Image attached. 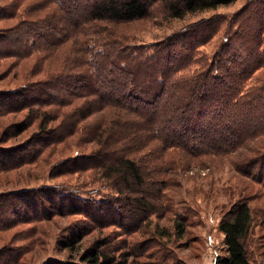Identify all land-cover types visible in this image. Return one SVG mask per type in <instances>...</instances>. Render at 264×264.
Segmentation results:
<instances>
[{"label": "trees", "instance_id": "obj_1", "mask_svg": "<svg viewBox=\"0 0 264 264\" xmlns=\"http://www.w3.org/2000/svg\"><path fill=\"white\" fill-rule=\"evenodd\" d=\"M237 1L0 0V67L17 86L0 92V182L17 186L0 193V241L35 235L43 242L57 216H81L85 225L70 221L58 240L68 261L43 264H134L147 250L123 238L173 208L166 198L171 171L190 170L194 159L249 150L233 164L264 187V147L251 146L264 136V0L236 14L243 18L230 30L238 29L211 59L199 52L202 43L184 38L190 31L153 45L149 55L123 30L152 12L183 20ZM221 18L196 23L191 35L207 42L222 32ZM99 113L101 121L94 118ZM32 128L30 139L2 146ZM73 150L76 155L67 157ZM175 151L183 160H162ZM53 157L51 178L85 182L21 188L30 166ZM88 185L104 200L80 189ZM240 193L218 225L224 249L214 264H252L247 242L261 208L249 200L260 194ZM134 214L140 215L135 229L127 224ZM179 217L178 238L187 225ZM97 228L116 229L83 247ZM12 251L0 264H21L25 249Z\"/></svg>", "mask_w": 264, "mask_h": 264}, {"label": "rangeland", "instance_id": "obj_2", "mask_svg": "<svg viewBox=\"0 0 264 264\" xmlns=\"http://www.w3.org/2000/svg\"><path fill=\"white\" fill-rule=\"evenodd\" d=\"M258 1L238 0L231 6L188 15L183 20L165 21L158 12H152L150 17L130 23L124 26L123 30L132 35V41L138 45H142V50L149 53V55L154 53L153 45L163 42L173 35H181L184 30L187 31L186 34L190 31L188 37L184 38L194 44L202 43L198 48L199 52L206 56L207 59H211L219 48L230 40L235 30L238 29L236 27L232 31L230 30L233 22H237L243 18H238L236 14L246 8L248 4H253L252 8ZM215 17H223L220 19L222 20V27H220L222 32L214 35L213 38L208 40L209 42H206L205 37L198 35L196 32L194 35H191L196 23L209 19L211 21ZM18 68L20 70L23 68L28 69V65H21ZM4 70H6L4 66L0 67V92L7 91L16 86V83L14 82L13 84L12 82V75H3ZM262 72L264 73V70ZM8 118L9 116L5 118L6 123H9ZM94 118L101 121L104 118V113H99ZM1 129L0 127V131ZM34 131L35 129L32 128L11 141L5 142L2 146L11 147L23 143L35 134L33 133ZM251 146L263 148L264 136L253 142ZM240 152L224 158L204 157L194 159L192 164H187L188 166L192 165L190 170L185 171L183 167H180L178 170L170 172L171 185L166 190V198L167 202L173 205V208L165 213L164 217L151 216L149 220L150 224L147 222L142 223L139 229L129 233L130 236L123 238L129 244L136 241L140 247H145L147 250V253L135 258L137 262L134 264H214L216 255H220L224 249L223 234L220 233L218 225L223 214L231 207L232 199L236 200L242 191L246 194H260V196L249 200L251 207L256 209L261 208V211H255L256 222L248 237L247 249L252 264H264V214L262 212V209L264 210V187L238 172L233 161L236 163L241 162L244 154H250L251 151L242 150ZM74 155H76L75 150L69 152L67 157ZM162 160L167 162V160L177 161L183 159L180 152L175 151L173 154L163 156ZM57 161V158L53 157L49 160V164L42 163L39 165V168L37 166H30L32 170L31 178L28 181L23 180L21 188H39L45 185L52 186L66 183L82 185L81 182L84 179H79L77 176L51 178V167ZM30 168L28 167L22 174H17L16 176L22 179L23 177L21 176L25 175ZM9 176L5 178H9ZM77 179L80 181H77ZM15 188L17 186L14 183H8L5 180L0 182V193L9 192ZM92 188L88 185L80 189L87 190V196L89 197H94L96 200H104L102 196L94 195L95 193L90 194L95 192L92 191ZM179 215L187 218V225L185 235L178 238L175 234L174 225L181 218ZM139 218L140 215L134 214L128 219L127 224L135 229L140 221L138 220ZM77 220H80L85 225V221L81 216H65L60 218L57 216L54 219L55 222L52 224L48 223L49 226L45 228L47 232L45 236H43L44 234L42 235L44 237L41 239L43 242L35 241V235L31 238L29 237L30 239L27 240L18 239L8 245L0 241V250L2 251L6 247V252L3 256H0V262L6 260L7 257L10 258L15 255V251L8 252L10 249H25L21 264H43L51 260L53 262H67L70 255L68 252H62L58 249V240L65 235L64 230L67 229V223L69 226L70 221ZM115 229H94L84 239L83 247H87L95 235H101L102 232L103 234L115 232ZM34 232H31V236ZM41 232L43 233L44 230L41 229ZM14 233L15 231L8 234V238ZM159 242H162L163 245L160 246ZM29 247L31 248V252Z\"/></svg>", "mask_w": 264, "mask_h": 264}]
</instances>
